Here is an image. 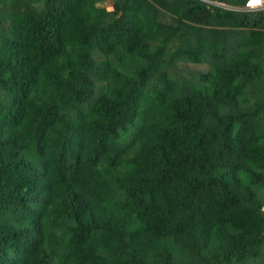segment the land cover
Segmentation results:
<instances>
[{"label": "trees", "instance_id": "1", "mask_svg": "<svg viewBox=\"0 0 264 264\" xmlns=\"http://www.w3.org/2000/svg\"><path fill=\"white\" fill-rule=\"evenodd\" d=\"M245 1L0 0V264H264Z\"/></svg>", "mask_w": 264, "mask_h": 264}, {"label": "built area", "instance_id": "2", "mask_svg": "<svg viewBox=\"0 0 264 264\" xmlns=\"http://www.w3.org/2000/svg\"><path fill=\"white\" fill-rule=\"evenodd\" d=\"M264 9V0H246L240 11L250 12Z\"/></svg>", "mask_w": 264, "mask_h": 264}, {"label": "rangeland", "instance_id": "3", "mask_svg": "<svg viewBox=\"0 0 264 264\" xmlns=\"http://www.w3.org/2000/svg\"><path fill=\"white\" fill-rule=\"evenodd\" d=\"M105 6H107V9L109 10V6H108V4L106 3V4H104Z\"/></svg>", "mask_w": 264, "mask_h": 264}]
</instances>
